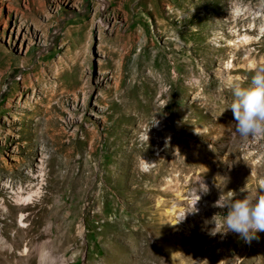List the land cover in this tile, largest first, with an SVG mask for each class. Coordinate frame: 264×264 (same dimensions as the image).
I'll use <instances>...</instances> for the list:
<instances>
[{"label": "rangeland", "instance_id": "rangeland-1", "mask_svg": "<svg viewBox=\"0 0 264 264\" xmlns=\"http://www.w3.org/2000/svg\"><path fill=\"white\" fill-rule=\"evenodd\" d=\"M253 63L264 0H0V264H264V232L211 234L217 176L264 182L216 118Z\"/></svg>", "mask_w": 264, "mask_h": 264}, {"label": "clouds", "instance_id": "clouds-1", "mask_svg": "<svg viewBox=\"0 0 264 264\" xmlns=\"http://www.w3.org/2000/svg\"><path fill=\"white\" fill-rule=\"evenodd\" d=\"M249 70L253 74L246 85L233 78L223 81V87L231 94L232 99L219 110L216 118L230 109L235 120L233 131L241 138L261 141L264 140V65L253 63ZM158 123L155 119L150 124L141 136L142 142L148 145V132L151 127L158 126ZM143 161L140 171L146 174L150 171L151 162L144 159ZM227 183V176H217L214 181V186L220 192L214 206L222 210L227 209V213L223 214L219 229L211 231V234L227 235L234 232L245 242L250 243L257 238L258 232H264V182L256 186L255 193L252 195L248 194L250 190L240 189V192L247 193L243 198H238L236 191H224ZM199 193L208 194V186L204 184V188ZM199 200L198 194L190 210L177 216L175 222L166 221V223L176 226L184 221L187 214L197 213L196 205Z\"/></svg>", "mask_w": 264, "mask_h": 264}, {"label": "bare ground", "instance_id": "bare-ground-1", "mask_svg": "<svg viewBox=\"0 0 264 264\" xmlns=\"http://www.w3.org/2000/svg\"><path fill=\"white\" fill-rule=\"evenodd\" d=\"M31 175H32V174H31ZM68 176H69V175H68ZM76 177H77V176H76ZM78 178H79V176H78ZM67 181H68V180H67ZM8 182H9V181H8ZM11 185H13V184H9V183H8L7 185L4 184V188H5V187H6V188H10ZM77 186H78L77 184H74V185H73L74 188H72V189L74 190ZM11 192H12V191H11ZM21 209L23 210V207H22ZM21 216H22V215H21ZM20 223H21V222H19L18 224L21 225Z\"/></svg>", "mask_w": 264, "mask_h": 264}]
</instances>
